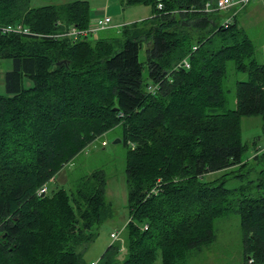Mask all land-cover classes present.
I'll use <instances>...</instances> for the list:
<instances>
[{
  "label": "trees",
  "instance_id": "1",
  "mask_svg": "<svg viewBox=\"0 0 264 264\" xmlns=\"http://www.w3.org/2000/svg\"><path fill=\"white\" fill-rule=\"evenodd\" d=\"M121 1L149 5L152 16L74 37L71 27H88L87 1L0 0V26L32 32L0 35V59L12 61L0 94V264H182L216 239L215 220L230 213L240 216L244 264H264V169L247 177L254 168L243 158L241 127L242 117L259 116L264 134V60L239 13L224 26L220 11L204 9L216 0ZM183 59L190 68L179 66ZM230 62L247 78L235 83L234 109L226 107ZM150 83L159 88L147 91ZM117 127L126 153L125 245L112 239L88 261L85 251L114 214L106 172L82 175L70 190L38 191ZM237 166L248 170L236 187L225 175L205 179Z\"/></svg>",
  "mask_w": 264,
  "mask_h": 264
},
{
  "label": "rangeland",
  "instance_id": "2",
  "mask_svg": "<svg viewBox=\"0 0 264 264\" xmlns=\"http://www.w3.org/2000/svg\"><path fill=\"white\" fill-rule=\"evenodd\" d=\"M95 3L101 4L103 2L93 0L92 5H95ZM227 15L228 13L221 12L219 20L222 22ZM110 17L112 18V16ZM236 22L251 38L256 50V59L260 62V58L264 55V0H251L247 3L245 8L236 16ZM139 53L140 61L144 63L147 59L146 47L143 46ZM228 65L229 71L225 84L228 93L226 107L234 109L236 102L235 83L237 80H246L247 78L245 74L234 70L233 63L230 62ZM11 68V59H0L1 95H6L5 75L7 70ZM148 70V67L144 65V77L148 75ZM31 84L30 79L24 80V85L27 87ZM241 121L243 142L247 149L243 158L251 163L254 168L247 177L249 180L256 179L257 173L264 169V158L258 157L260 159H255L257 151H264L262 120L259 116H248L242 117ZM118 139H121L120 127L109 130L103 136L96 138L93 143L85 147L71 162L65 165L56 175L55 180L50 182L47 187L48 192H52L56 187L70 190L74 188V184L80 176L89 174L96 169H103L106 172L108 183L106 195L113 204L114 214L102 223L96 241L85 251L86 255L84 257L88 261H96L103 254L102 252L112 242L110 233L113 230L123 229L129 218L125 176L126 153L122 139L120 142L117 141ZM237 168L239 167L208 173L205 179H218L225 175L224 177L227 178L226 186L229 188L236 187L246 182V180L239 177V173H245L248 170V168ZM233 175H236V177ZM214 229L216 239L210 244L202 245L199 249L191 251L182 264H244L243 234L239 214L230 213L217 218ZM155 264H160V257H158Z\"/></svg>",
  "mask_w": 264,
  "mask_h": 264
},
{
  "label": "built area",
  "instance_id": "3",
  "mask_svg": "<svg viewBox=\"0 0 264 264\" xmlns=\"http://www.w3.org/2000/svg\"><path fill=\"white\" fill-rule=\"evenodd\" d=\"M250 1L251 0H216V2L213 5H211L210 3H206L204 9L209 12L220 11V12L228 13V15L222 21V25L229 26L231 25V23H233L234 17L242 9H244L245 5ZM161 7L162 4L159 3L158 8L160 9ZM87 26L88 27L84 29H79L78 27H71V29L66 33L74 37L78 35L87 36L90 33H96L98 31H102L104 29L112 27V18L105 13L103 14V16H98L90 19L89 24ZM5 33L32 34L30 29L23 26L22 24H18V25L7 24L4 26H0V35ZM179 66L186 67L187 69L190 68L187 59H183L179 63ZM158 88H159L158 84L150 83L148 84L147 91L155 92ZM46 191H47V186L44 185L41 189H39L38 193H44ZM122 232L123 229L113 230L110 233V237L115 241L116 240L121 241L123 248L124 239L122 238ZM248 262L252 263V260L250 259Z\"/></svg>",
  "mask_w": 264,
  "mask_h": 264
},
{
  "label": "crops",
  "instance_id": "4",
  "mask_svg": "<svg viewBox=\"0 0 264 264\" xmlns=\"http://www.w3.org/2000/svg\"><path fill=\"white\" fill-rule=\"evenodd\" d=\"M74 0H31V7L46 6V4H60L73 2ZM90 5V19L103 14L112 16V27L107 31L118 30L120 27L135 21L145 20L152 16V10L149 5H132L125 7L121 0H101L103 3L95 5L93 0H85ZM127 13V15H125ZM264 47V46H263ZM264 60V55L260 58V62Z\"/></svg>",
  "mask_w": 264,
  "mask_h": 264
},
{
  "label": "water",
  "instance_id": "5",
  "mask_svg": "<svg viewBox=\"0 0 264 264\" xmlns=\"http://www.w3.org/2000/svg\"><path fill=\"white\" fill-rule=\"evenodd\" d=\"M117 141H118V142H120V141H121V139H118Z\"/></svg>",
  "mask_w": 264,
  "mask_h": 264
}]
</instances>
